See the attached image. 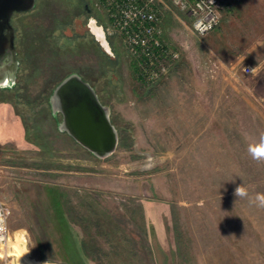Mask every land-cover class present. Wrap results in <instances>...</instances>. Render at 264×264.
<instances>
[{
  "label": "rangeland",
  "instance_id": "1",
  "mask_svg": "<svg viewBox=\"0 0 264 264\" xmlns=\"http://www.w3.org/2000/svg\"><path fill=\"white\" fill-rule=\"evenodd\" d=\"M167 4L163 37L180 53L154 84L120 36L106 34L111 53L96 39L90 19L110 25L97 0H36L14 16L18 81L0 89L10 156L0 200L11 210L0 264H264V208L234 195L264 193V162L247 151L264 133V98L244 72L264 65V0L224 1L204 36ZM73 73L110 109L119 144L107 157L58 129L49 99ZM176 246L188 257H173Z\"/></svg>",
  "mask_w": 264,
  "mask_h": 264
},
{
  "label": "built area",
  "instance_id": "2",
  "mask_svg": "<svg viewBox=\"0 0 264 264\" xmlns=\"http://www.w3.org/2000/svg\"><path fill=\"white\" fill-rule=\"evenodd\" d=\"M224 1L226 0H97V3L107 14L110 23L105 33L118 35L123 39L130 56L137 63L141 79L154 84L168 73L169 66L179 58L180 53L163 37L161 8L168 7L167 2L176 4L192 18L194 32L204 36L220 23L221 5ZM252 69L255 73L252 65H246L245 74L250 75ZM10 215V207L0 200V217L4 219V225L0 227V246H7L10 242Z\"/></svg>",
  "mask_w": 264,
  "mask_h": 264
},
{
  "label": "water",
  "instance_id": "3",
  "mask_svg": "<svg viewBox=\"0 0 264 264\" xmlns=\"http://www.w3.org/2000/svg\"><path fill=\"white\" fill-rule=\"evenodd\" d=\"M36 0H0V32L8 27L7 36H0V88L15 85L19 61L14 44L15 32L10 24L14 12L34 9ZM91 31L102 46L111 53V45L102 26L90 19ZM101 31V34L96 32ZM7 50L10 61H3ZM49 103L54 116L62 114L57 123L61 132L67 133L79 145L97 157L104 158L116 150L119 132L110 117V109L103 104L94 87L79 74L73 73L62 80L53 90Z\"/></svg>",
  "mask_w": 264,
  "mask_h": 264
},
{
  "label": "clouds",
  "instance_id": "4",
  "mask_svg": "<svg viewBox=\"0 0 264 264\" xmlns=\"http://www.w3.org/2000/svg\"><path fill=\"white\" fill-rule=\"evenodd\" d=\"M251 74H255L254 69L251 70ZM247 151L253 160L264 162V133L260 134L258 141L248 145ZM234 195L237 198H248L250 203L255 204L259 208H264V193H257L254 197H250L248 189L240 185L235 189ZM3 225L4 219L0 217V227H3Z\"/></svg>",
  "mask_w": 264,
  "mask_h": 264
},
{
  "label": "crops",
  "instance_id": "5",
  "mask_svg": "<svg viewBox=\"0 0 264 264\" xmlns=\"http://www.w3.org/2000/svg\"><path fill=\"white\" fill-rule=\"evenodd\" d=\"M248 90L250 93L255 94H262L264 98V65H261L259 67H256V72L253 75L248 76ZM255 84V86H253ZM232 88L237 90V95L240 91V83L239 82H232ZM263 89V92H257L258 90ZM257 90V91H256ZM9 134V133H8ZM4 143H0V162L7 159V157H10L6 155L7 149H4L3 146Z\"/></svg>",
  "mask_w": 264,
  "mask_h": 264
},
{
  "label": "flooded vegetation",
  "instance_id": "6",
  "mask_svg": "<svg viewBox=\"0 0 264 264\" xmlns=\"http://www.w3.org/2000/svg\"><path fill=\"white\" fill-rule=\"evenodd\" d=\"M86 8L88 11H91V9L88 6H86ZM21 13H25V12H14L12 17H11V20H10V24L13 26L14 32H15L14 44H15V48H16V57H17V60L19 61V67L21 65V61L19 59L20 51H19V48L17 47L18 26H17V23L14 21V16L21 14ZM2 28H3L2 29L3 32H0V36L3 37L4 35L5 36L9 35L10 31L8 30V27H2ZM10 55H11V53L7 50V52L4 54L3 61L9 62L10 61ZM17 81H18V72H17L15 85L17 84Z\"/></svg>",
  "mask_w": 264,
  "mask_h": 264
},
{
  "label": "trees",
  "instance_id": "7",
  "mask_svg": "<svg viewBox=\"0 0 264 264\" xmlns=\"http://www.w3.org/2000/svg\"><path fill=\"white\" fill-rule=\"evenodd\" d=\"M178 239V237H177ZM128 241V240H127ZM129 242V241H128ZM90 243V242H89ZM88 244L85 242V244H83V247H87ZM131 254L132 256L134 257H139L140 258V255H139V251L140 249H136L134 247H131ZM188 253H189V248H187L186 246L185 247H182V246H176L174 247L172 250H171V254L173 257H188ZM158 260V259H157ZM156 260V261H157ZM133 264V263H132ZM137 264H152V262H146V261H142L140 260L139 262H137ZM155 264H158V263H155ZM159 264H167V260H162L161 262H159Z\"/></svg>",
  "mask_w": 264,
  "mask_h": 264
},
{
  "label": "bare ground",
  "instance_id": "8",
  "mask_svg": "<svg viewBox=\"0 0 264 264\" xmlns=\"http://www.w3.org/2000/svg\"><path fill=\"white\" fill-rule=\"evenodd\" d=\"M95 30H96V32L98 33V34H101V31L99 30V29H96L95 28ZM1 254V253H0Z\"/></svg>",
  "mask_w": 264,
  "mask_h": 264
}]
</instances>
